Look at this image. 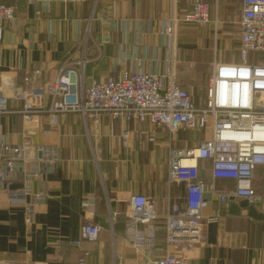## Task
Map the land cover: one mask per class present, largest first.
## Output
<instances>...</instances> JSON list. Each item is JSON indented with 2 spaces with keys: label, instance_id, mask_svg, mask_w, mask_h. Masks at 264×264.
<instances>
[{
  "label": "crops",
  "instance_id": "1",
  "mask_svg": "<svg viewBox=\"0 0 264 264\" xmlns=\"http://www.w3.org/2000/svg\"><path fill=\"white\" fill-rule=\"evenodd\" d=\"M189 1L0 0L14 8L15 16L0 43L1 85L42 87L55 80L65 62L83 57L86 86L92 80L117 79L123 70L161 74L170 56L169 38L162 34L164 21L172 13L184 12ZM199 1L210 5L211 23L205 27L178 23L172 36L177 83L196 105L205 92L211 63L240 61H219L217 49L222 44L239 53L243 6V0ZM42 102L47 104L48 99ZM9 103L0 143H26L32 160L40 157L32 153L34 149L46 146L58 161L53 165L30 161L0 180V264H77L80 250L90 253L86 264H152L167 253L190 264H264V166L256 168L252 180L259 203L236 198L224 205L207 191L199 244L167 248L164 217L182 207L186 192L184 184L168 183L169 156L197 147L202 133L179 130L171 136L157 128L155 143L132 139L130 148H124L120 133L137 128L133 122L105 117L85 121L78 113H67L58 116L56 125L42 114L25 123L22 102ZM197 165L206 184L220 190L235 188L232 180L211 179L209 161ZM30 173L35 176L28 178ZM28 189L30 195L23 200L9 199L11 193ZM38 193L44 197L35 200ZM137 195L146 196L158 216L151 254H136L124 241V216L109 225V212H124ZM27 203L36 204L30 224L25 222ZM249 206L255 207L259 219L248 216ZM234 209L238 214L232 213ZM216 216L221 217L218 223ZM90 221L101 227L97 241L76 247L82 225Z\"/></svg>",
  "mask_w": 264,
  "mask_h": 264
},
{
  "label": "built area",
  "instance_id": "2",
  "mask_svg": "<svg viewBox=\"0 0 264 264\" xmlns=\"http://www.w3.org/2000/svg\"><path fill=\"white\" fill-rule=\"evenodd\" d=\"M15 19L14 8L0 4V43L4 30ZM194 24L200 27L211 23L210 5L190 0L180 15L173 13L163 24V36L169 38L170 56L164 61L163 73L123 70L117 79L92 80L84 83L83 57L78 62H65L52 83L42 87L13 88L1 85L0 75V125L5 114L10 113L9 100L22 102L21 118L30 123L38 115L46 116L56 125L59 115L78 113L86 121L99 117L133 122L137 128L123 129L120 140L124 148H130L132 139L149 143L156 141V129L163 128L171 136L179 130L200 132L204 135L198 146L173 152L169 156L167 180L170 184H184L183 205L174 215H166V247L193 246L201 238L200 223L208 202L209 191L221 204L228 205L236 198H244L250 204L260 202L252 180L258 166H264V0H243L240 28L238 63L213 61L201 103L194 104L193 97L182 89L175 74L172 36L176 24ZM255 56L252 59L250 56ZM251 58L252 61H249ZM167 65V66H166ZM1 67V63H0ZM48 99L47 104H44ZM31 100H39L32 104ZM142 126V127H141ZM26 143L11 146L0 143V180L16 170L24 169L30 161L53 165L57 154L46 146H38L34 152L39 158L30 159ZM194 164L185 165V160ZM210 162L212 180H232L235 188L217 189L200 177L198 162ZM29 174L28 178L34 177ZM30 190L13 192L10 200H23ZM35 200L44 197L34 195ZM87 208L91 204H84ZM36 204L27 203L25 222L30 224ZM125 218L124 241L136 254L152 253L155 248V231L158 216L154 204L146 196H133L124 212L110 211L109 225L118 218ZM221 217L216 216L214 223ZM101 227L85 222L80 229L81 242L97 241ZM88 251L80 250L77 264H86ZM152 264H190L185 258L167 253Z\"/></svg>",
  "mask_w": 264,
  "mask_h": 264
},
{
  "label": "rangeland",
  "instance_id": "3",
  "mask_svg": "<svg viewBox=\"0 0 264 264\" xmlns=\"http://www.w3.org/2000/svg\"><path fill=\"white\" fill-rule=\"evenodd\" d=\"M214 44L211 46L213 47ZM211 53V61H212V51ZM252 59H255V56L251 55L250 56ZM264 55L261 54L259 58H263ZM251 58H249V61H252ZM217 59L219 61H227V62H237L239 60V53L233 50H228V48L223 46L222 44L218 46L217 49Z\"/></svg>",
  "mask_w": 264,
  "mask_h": 264
},
{
  "label": "water",
  "instance_id": "4",
  "mask_svg": "<svg viewBox=\"0 0 264 264\" xmlns=\"http://www.w3.org/2000/svg\"><path fill=\"white\" fill-rule=\"evenodd\" d=\"M231 208H234V207H231ZM232 211H233L232 212L233 214H238V209H234ZM247 212H248V216L250 218H253V219H259L260 218V215L257 213L254 206H249L247 209Z\"/></svg>",
  "mask_w": 264,
  "mask_h": 264
},
{
  "label": "bare ground",
  "instance_id": "5",
  "mask_svg": "<svg viewBox=\"0 0 264 264\" xmlns=\"http://www.w3.org/2000/svg\"><path fill=\"white\" fill-rule=\"evenodd\" d=\"M186 161H193V163L192 164H194L195 162H194V160H191V159H189V160H186ZM184 164V163H183ZM192 164H185V165H192Z\"/></svg>",
  "mask_w": 264,
  "mask_h": 264
}]
</instances>
